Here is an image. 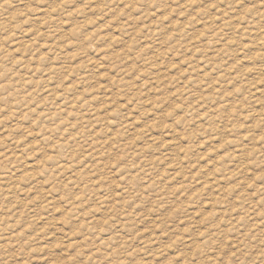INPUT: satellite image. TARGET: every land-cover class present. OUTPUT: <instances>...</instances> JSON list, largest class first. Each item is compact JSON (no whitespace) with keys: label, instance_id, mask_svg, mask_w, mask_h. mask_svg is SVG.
<instances>
[{"label":"rangeland","instance_id":"rangeland-1","mask_svg":"<svg viewBox=\"0 0 264 264\" xmlns=\"http://www.w3.org/2000/svg\"><path fill=\"white\" fill-rule=\"evenodd\" d=\"M261 261L264 0H0V264Z\"/></svg>","mask_w":264,"mask_h":264},{"label":"snow or ice","instance_id":"snow-or-ice-1","mask_svg":"<svg viewBox=\"0 0 264 264\" xmlns=\"http://www.w3.org/2000/svg\"><path fill=\"white\" fill-rule=\"evenodd\" d=\"M261 264H264V261H261Z\"/></svg>","mask_w":264,"mask_h":264},{"label":"bare ground","instance_id":"bare-ground-1","mask_svg":"<svg viewBox=\"0 0 264 264\" xmlns=\"http://www.w3.org/2000/svg\"><path fill=\"white\" fill-rule=\"evenodd\" d=\"M62 146V145H61Z\"/></svg>","mask_w":264,"mask_h":264}]
</instances>
